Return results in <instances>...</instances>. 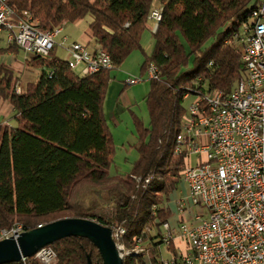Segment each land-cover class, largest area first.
I'll return each instance as SVG.
<instances>
[{"label": "trees", "instance_id": "16d2710c", "mask_svg": "<svg viewBox=\"0 0 264 264\" xmlns=\"http://www.w3.org/2000/svg\"><path fill=\"white\" fill-rule=\"evenodd\" d=\"M8 3L18 12H30L43 32L89 17L90 37L108 53L112 68L78 74L54 48L47 57L26 60L41 74L18 94L20 78L2 57L21 49L0 45V98L14 109L12 124L0 122V232L18 227L29 231L65 218L89 219L111 228L117 245L128 249L123 264H164L176 258L175 246L163 241L162 227L173 216L169 202L189 162L176 152L188 114L185 96H229L245 79L238 34L264 0ZM158 7L162 18L153 33L148 17ZM147 29L154 46L140 71L146 74L154 64L158 77L148 79L144 97L149 123L132 111L135 140L130 149L138 157L128 172H121L106 99L113 72L140 49ZM49 247L56 253L54 264H88L89 254L93 264H103L95 245L82 237ZM8 264L41 263L34 256Z\"/></svg>", "mask_w": 264, "mask_h": 264}, {"label": "built area", "instance_id": "2783aa9c", "mask_svg": "<svg viewBox=\"0 0 264 264\" xmlns=\"http://www.w3.org/2000/svg\"><path fill=\"white\" fill-rule=\"evenodd\" d=\"M8 2L0 0V34L28 59L47 57L60 46L71 55L70 69H79L81 75L112 68L105 51H91L67 37L57 43L61 26L43 32L31 23L30 12H18ZM161 18V8L149 15L153 33ZM238 37L243 44L245 79L229 96L222 92L185 96L192 101L176 152L189 161L181 177L189 192L174 200L176 225L168 221L162 227L166 245L182 242V247L175 246L177 257L164 264H264V4L240 28ZM146 75L157 78V67L151 64ZM143 81L132 78L127 85ZM20 232L18 227L0 236L5 239ZM35 258L41 264H54L56 253L46 247Z\"/></svg>", "mask_w": 264, "mask_h": 264}, {"label": "rangeland", "instance_id": "374dc122", "mask_svg": "<svg viewBox=\"0 0 264 264\" xmlns=\"http://www.w3.org/2000/svg\"><path fill=\"white\" fill-rule=\"evenodd\" d=\"M160 9V7L156 8ZM90 18L87 17L80 21L70 23V26L65 28V34H67L70 39H77L81 43H85L88 40L92 41L89 31ZM148 26H153V22L149 20ZM62 27V26H61ZM59 43V40H56ZM0 45L7 46L5 36L0 34ZM154 40L150 30H146L141 39V47L134 51L124 64L117 70L113 72V78L117 77L123 85H127L128 81L132 78H142L144 81L136 85H127L124 92V96L128 97L126 100L124 98L123 107L125 113L118 114L110 119L109 125L111 131L113 132L115 143H116V166L121 172H128L131 169V163L137 159L138 155L134 150L130 149V144L135 140V130L134 123L132 119V111L138 114L146 124L149 123V115L147 111L146 104L144 102V97L149 92V81L146 74L141 73L140 66L143 62L144 56L149 55L153 51ZM57 54L61 57H67V54L62 50V48L57 49ZM26 55L22 50H19L16 54L12 53V58L9 54L4 55L2 60L14 62L17 67L16 75L20 78L18 85L21 89L27 86L29 83H34L38 80L41 73L40 70L33 67H22L20 64L25 63ZM27 64V63H26ZM79 74V69L75 71ZM126 82V83H125ZM192 99L185 102V106L189 108ZM180 191L183 192L185 197L188 196V188L185 184H181L179 190L174 196H180ZM172 197V198H173ZM7 231V230H3ZM0 232L1 233L3 232ZM115 237V234H114ZM1 240V236H0ZM123 249L122 256H124L128 249L123 245H118ZM146 244L144 245V247ZM136 249H140L137 247ZM164 255L166 258H170V254L163 247Z\"/></svg>", "mask_w": 264, "mask_h": 264}, {"label": "water", "instance_id": "95a60500", "mask_svg": "<svg viewBox=\"0 0 264 264\" xmlns=\"http://www.w3.org/2000/svg\"><path fill=\"white\" fill-rule=\"evenodd\" d=\"M69 237L89 240L98 249L103 264L124 263L111 228L89 219L65 218L0 240V264L24 261L43 248ZM88 264H93L90 254Z\"/></svg>", "mask_w": 264, "mask_h": 264}, {"label": "crops", "instance_id": "0c3cea01", "mask_svg": "<svg viewBox=\"0 0 264 264\" xmlns=\"http://www.w3.org/2000/svg\"><path fill=\"white\" fill-rule=\"evenodd\" d=\"M68 26H70V23L65 24V25L62 26V28H63L62 34L57 38L59 40V42L62 40L61 39L62 37H67L70 42L81 43L77 39H72V38L70 39V37L67 34H65V28H67ZM81 44L86 45L91 51H97V50H99V46L94 42V40H92V41H89L88 40L87 42L81 43ZM58 48H62V47H60V46L55 47L56 54H57V49ZM62 50L67 54V57H61L60 55H58V54L57 55L59 57H61L62 59L68 61L71 58V55H70L69 51H67L64 48H62ZM9 55L12 58V54H9ZM27 59H28V56L26 55L25 61ZM3 62H6L8 64H11L13 66V68L17 72V67H16V64L14 62L5 61V60ZM20 65L22 67H29V66H27L26 62L23 63V64H20ZM126 86L127 85H123L120 82V80L117 79V77L116 78L114 77L111 80V82H110V86H109L108 94H107V99H106V105H105V113H106V118H107L108 123H109L110 119H113L114 116H117V113L118 114H121V115L123 113H125L124 107L122 105L124 103V98L126 100L128 99V97H125L124 96V92L126 90ZM13 115H14V109L10 105V103L9 102H6V101H3L0 98V122L1 123H10V124H12L11 118L13 117ZM181 194H183L182 191H180V196H181ZM175 198H176V196H174L172 198V200L169 202V207H170V209L173 212V216L169 219V222L172 225H176L177 220L179 219V216H178V213H177V205L174 202ZM175 246L178 247V248L179 247H182V242L181 241H176Z\"/></svg>", "mask_w": 264, "mask_h": 264}, {"label": "bare ground", "instance_id": "6f19581e", "mask_svg": "<svg viewBox=\"0 0 264 264\" xmlns=\"http://www.w3.org/2000/svg\"><path fill=\"white\" fill-rule=\"evenodd\" d=\"M253 14H256V10L253 12ZM31 23L32 24H38V21L35 20L33 16H31ZM179 137H180V133L178 134V137H177L178 142H179ZM176 151H177V149H176ZM123 234H124V230L121 231V235H123ZM120 249H121V251H123L122 248H120Z\"/></svg>", "mask_w": 264, "mask_h": 264}]
</instances>
